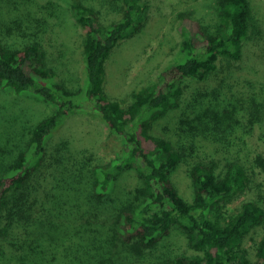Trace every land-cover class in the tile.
Wrapping results in <instances>:
<instances>
[{
	"label": "trees",
	"instance_id": "1",
	"mask_svg": "<svg viewBox=\"0 0 264 264\" xmlns=\"http://www.w3.org/2000/svg\"><path fill=\"white\" fill-rule=\"evenodd\" d=\"M95 1L103 4L72 2L85 29L87 82L76 91L56 80L41 39L20 48L0 40L1 85L54 106L52 114L33 126L27 148L7 162L0 176V264H264V204L248 198L236 211L225 213L228 202L255 182L254 168L264 171L261 154L248 161L229 158L237 131L247 133L264 121V99H259L264 87L250 91L229 81L232 62L244 55L254 16L250 0H216L210 20L184 16V57L157 81L137 87L129 103L106 92V60L122 39L139 30L144 5L113 0L117 17L107 23ZM186 79L201 89L183 112L174 137L152 133L157 118L191 91L192 85H183ZM210 89L214 97L206 100L202 93ZM73 113L99 117L121 137V152L106 162L84 153L42 189L40 180L50 176L42 178L43 166L51 174L55 167L47 152L48 137ZM200 138L225 147L226 154L199 158ZM59 146L71 150L67 142ZM182 164L190 179V199L173 178ZM128 169L141 180L134 199L100 220L99 201ZM258 228L261 237L247 245ZM180 236L190 253L171 250Z\"/></svg>",
	"mask_w": 264,
	"mask_h": 264
},
{
	"label": "rangeland",
	"instance_id": "2",
	"mask_svg": "<svg viewBox=\"0 0 264 264\" xmlns=\"http://www.w3.org/2000/svg\"><path fill=\"white\" fill-rule=\"evenodd\" d=\"M74 1L0 0V40L7 46L20 48L28 42L41 39L46 49V60L54 67L56 80L72 91L78 90L87 82L82 45L85 29L77 21L72 9ZM112 1L103 0V4L95 1L102 7V18L107 23L117 17L113 12L116 6L110 5ZM140 1L144 5L141 27L122 39L106 60V92L111 99L123 103L133 100L137 87L157 81L167 67L184 57L182 43L185 35L181 27L184 16L210 20L216 10V0H191L184 5L178 4L177 0ZM250 2L254 16L244 39V55L232 62L229 81L257 92L260 87H264V0ZM20 18H25V22ZM185 84L189 87L192 85L191 91L183 96L177 106L157 118L151 129L152 133L174 137L183 112L193 101L195 91L201 89L199 84L189 79L183 81V85ZM198 93L200 92L197 95ZM202 94L206 100L214 97L211 89ZM259 99H264V94ZM53 111L51 103L33 94L16 93L0 83V176L7 162L27 148L33 126ZM243 130H238V134L234 136L230 149L232 156L229 158L248 161L256 154L264 156V121L257 123L247 133ZM62 142H67L71 150L63 151L59 146ZM200 144L199 158L209 159L214 155L221 159L227 152L225 147L215 146L211 140L205 142L200 138ZM121 149V137L112 133L99 117L88 113L69 115L63 126L48 137L47 152L51 154L49 160L54 161L55 167L51 174L48 173L49 166H43L40 172L42 178L50 176L40 180L42 189H48L51 180L59 172L61 174V170H67L74 158L86 153L93 154L91 158L98 157L100 161L106 162L116 157ZM68 156L73 157V160L69 161ZM254 170L255 182L251 183L249 190L236 194L228 202L225 213L236 211L248 198L264 204V171L258 167ZM173 178L181 193L190 199L192 190L187 166L182 164L177 167ZM140 185V177L134 169L123 171L115 181L113 190L99 201L100 220H105L106 216L112 215L125 202L134 199L135 189ZM262 232L258 228L249 237L247 245L253 246ZM170 246L175 253L191 252L187 241L181 236Z\"/></svg>",
	"mask_w": 264,
	"mask_h": 264
}]
</instances>
